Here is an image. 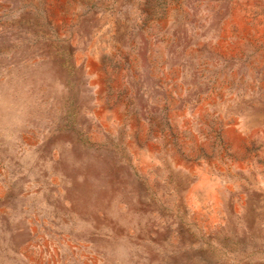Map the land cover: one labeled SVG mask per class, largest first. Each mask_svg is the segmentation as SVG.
<instances>
[{
	"label": "rangeland",
	"instance_id": "obj_1",
	"mask_svg": "<svg viewBox=\"0 0 264 264\" xmlns=\"http://www.w3.org/2000/svg\"><path fill=\"white\" fill-rule=\"evenodd\" d=\"M0 264H264V0H0Z\"/></svg>",
	"mask_w": 264,
	"mask_h": 264
}]
</instances>
